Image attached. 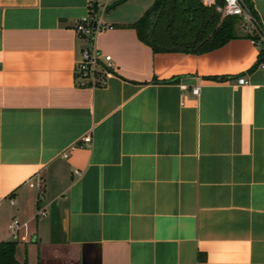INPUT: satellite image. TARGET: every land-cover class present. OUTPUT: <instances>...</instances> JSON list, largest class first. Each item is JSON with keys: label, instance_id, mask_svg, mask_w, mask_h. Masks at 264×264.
<instances>
[{"label": "crops", "instance_id": "1", "mask_svg": "<svg viewBox=\"0 0 264 264\" xmlns=\"http://www.w3.org/2000/svg\"><path fill=\"white\" fill-rule=\"evenodd\" d=\"M153 1L124 16L109 1L94 44L113 73L80 85L75 25L100 8L0 0V240L27 222L19 261L264 264L261 49L242 24L204 52L156 51L133 26Z\"/></svg>", "mask_w": 264, "mask_h": 264}, {"label": "trees", "instance_id": "2", "mask_svg": "<svg viewBox=\"0 0 264 264\" xmlns=\"http://www.w3.org/2000/svg\"><path fill=\"white\" fill-rule=\"evenodd\" d=\"M125 0H117V5ZM223 0H154L133 23L140 39L154 50L204 52L242 35L239 15L223 14ZM246 35L253 36L248 32ZM17 240H0V264H28L16 258Z\"/></svg>", "mask_w": 264, "mask_h": 264}, {"label": "built area", "instance_id": "3", "mask_svg": "<svg viewBox=\"0 0 264 264\" xmlns=\"http://www.w3.org/2000/svg\"><path fill=\"white\" fill-rule=\"evenodd\" d=\"M110 0H89L90 6H97L100 8L99 13L91 12L90 14L79 18L76 22L75 28L78 33L84 35L89 39V45L82 49L80 57L76 62V74L78 77V83L80 85L86 84H103L106 81V77L111 75L114 70V63L112 55L109 53H102L94 44L95 34L105 28L113 27L111 23H106L102 19L103 11L108 7ZM207 3H215L216 0H205ZM223 14L239 15L242 18L243 26L253 34V41L260 47L261 56L259 64L264 66V26L259 17L254 12L247 0H223L221 5ZM247 82L244 76L238 78L239 84H245ZM192 91L195 94L200 93V84H196L192 87ZM84 140L89 142L92 140V134L89 133L84 136ZM64 156H68L67 152H64ZM76 172L79 173L78 170ZM36 187L38 189V198L43 200L45 198V192L42 185V180L39 178L36 181ZM39 214H47L46 205H40L37 209ZM27 224L26 221H22L20 218L15 217L9 223V230L12 239L19 240L22 238L21 229Z\"/></svg>", "mask_w": 264, "mask_h": 264}, {"label": "rangeland", "instance_id": "4", "mask_svg": "<svg viewBox=\"0 0 264 264\" xmlns=\"http://www.w3.org/2000/svg\"><path fill=\"white\" fill-rule=\"evenodd\" d=\"M111 4L106 12H109L111 9H114V12L117 16H124L133 11L139 10L143 5L149 3L151 0H125L117 5H113L116 0H110ZM102 8V6H100Z\"/></svg>", "mask_w": 264, "mask_h": 264}]
</instances>
